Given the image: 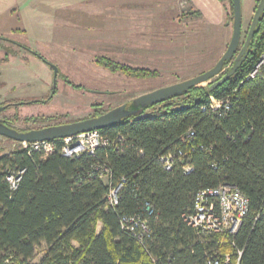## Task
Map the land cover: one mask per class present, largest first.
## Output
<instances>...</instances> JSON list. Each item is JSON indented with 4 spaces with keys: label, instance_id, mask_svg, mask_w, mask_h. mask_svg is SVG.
<instances>
[{
    "label": "trees",
    "instance_id": "obj_1",
    "mask_svg": "<svg viewBox=\"0 0 264 264\" xmlns=\"http://www.w3.org/2000/svg\"><path fill=\"white\" fill-rule=\"evenodd\" d=\"M259 25L227 83L193 88L100 130L108 144L94 154L68 158L59 149L45 157L19 143L0 156V264H34L43 247L36 264H264V71L248 78L264 51V17ZM98 62L111 72L157 76ZM211 96L228 97L229 112L212 110ZM169 154L176 159L167 170L161 159ZM104 167L108 183L99 177ZM21 171L13 189L8 177ZM221 185L249 199L236 235L202 233L187 221L198 192Z\"/></svg>",
    "mask_w": 264,
    "mask_h": 264
},
{
    "label": "rangeland",
    "instance_id": "obj_2",
    "mask_svg": "<svg viewBox=\"0 0 264 264\" xmlns=\"http://www.w3.org/2000/svg\"><path fill=\"white\" fill-rule=\"evenodd\" d=\"M74 1L65 5L62 0H0V37L25 47H16L18 57L12 59L0 40V104L18 99L15 102L23 105L0 115L10 118L19 132L80 121L91 117L94 104L103 103L105 108L126 105L146 93L195 78L216 65L232 38L230 0H219L225 21L221 26L197 13L179 17L178 6L163 2L133 0V5L132 0H88L91 4L85 5L82 0ZM259 1L242 0L241 43ZM93 9L99 16L87 17ZM84 10L86 15L78 17ZM6 56L12 60L5 65ZM103 59L156 71L157 76L111 72L98 62ZM232 66L200 87L212 86ZM53 67L58 69V92L50 102L38 103L35 100L53 88ZM105 90L113 94L96 92ZM18 145L0 136V156ZM44 252L45 247L37 251L34 264Z\"/></svg>",
    "mask_w": 264,
    "mask_h": 264
},
{
    "label": "built area",
    "instance_id": "obj_3",
    "mask_svg": "<svg viewBox=\"0 0 264 264\" xmlns=\"http://www.w3.org/2000/svg\"><path fill=\"white\" fill-rule=\"evenodd\" d=\"M255 69L249 74L248 78L253 79L261 75L264 71V51L261 53ZM210 108L215 111L229 112L231 108L230 100L217 99L214 96L210 97ZM191 132L189 136H192ZM24 149L29 152L43 153L45 157L53 155L59 149L63 156L71 158L78 157L82 153L94 154L95 151L108 144V140L100 130H93L76 136L66 137L55 141H42L34 143H20ZM175 155L169 154L161 159L167 170L173 168ZM192 167H186L185 173L193 172ZM21 171L18 175L8 177L13 189H16L17 184L21 180ZM99 177L108 183L110 178V170L106 167L101 170ZM123 188L120 184L117 188L111 190L109 200L116 204L118 202V193ZM249 211V199L236 186L221 185L214 189L199 191L193 212L187 218L191 226L198 229L202 233H222L227 231L229 235H236V230L242 225L244 218ZM260 215L264 216V203ZM241 254L239 253V257ZM227 255V261H230ZM218 264V262H214Z\"/></svg>",
    "mask_w": 264,
    "mask_h": 264
},
{
    "label": "water",
    "instance_id": "obj_4",
    "mask_svg": "<svg viewBox=\"0 0 264 264\" xmlns=\"http://www.w3.org/2000/svg\"><path fill=\"white\" fill-rule=\"evenodd\" d=\"M233 3V33L230 43L218 60L216 65L207 72L178 84L168 87L160 88L158 90L146 93L134 99L129 105L119 106L103 115L93 117L85 120L75 121L71 123H64L59 125L47 126L40 129H33L27 132H19L13 128L5 125L0 119V136L13 140L18 143H34L42 141H55L66 137L76 136L93 130H104L113 127L125 119L138 115L142 110H146L154 105L166 102L177 96H181L192 90L193 88L200 87V85L211 82V80L219 76L225 69V65L230 63L239 50L242 39L243 28V12L242 0H232ZM264 17V0H260L250 25V29L245 40V43L235 58L232 68H227V74L214 83L210 87V91L221 87L228 82L234 75L237 74L243 62L247 59L250 53V43L255 34L260 29V22ZM54 68V89L56 88V77L58 69ZM54 93V92H53ZM6 107L0 108V113Z\"/></svg>",
    "mask_w": 264,
    "mask_h": 264
},
{
    "label": "crops",
    "instance_id": "obj_5",
    "mask_svg": "<svg viewBox=\"0 0 264 264\" xmlns=\"http://www.w3.org/2000/svg\"><path fill=\"white\" fill-rule=\"evenodd\" d=\"M24 1L25 3H28V0H24ZM136 1H142V0H136ZM136 1L132 0L133 5L136 4ZM147 1L160 2V3L163 2V4L176 5V7L178 6L179 17L197 13L198 15H200L202 18H204L205 20H207L209 23L213 25L221 26L225 22L224 21V11H223L222 6L220 5L219 0H147ZM54 2H57V1H54ZM62 2L65 5L75 4L74 0H62ZM82 2L85 5L86 4L88 5V3H90L88 2V0H82ZM77 15L78 17H83L84 15H86V10H84L83 12ZM91 15L99 16V13L94 9L90 12V14H88V11H87V17H90Z\"/></svg>",
    "mask_w": 264,
    "mask_h": 264
},
{
    "label": "flooded vegetation",
    "instance_id": "obj_6",
    "mask_svg": "<svg viewBox=\"0 0 264 264\" xmlns=\"http://www.w3.org/2000/svg\"><path fill=\"white\" fill-rule=\"evenodd\" d=\"M253 19V18H252ZM252 22V21H251ZM250 25H251V23L249 24V26H248V28H247V30H246V32H245V34H244V40L242 41V43L240 44V47H239V50L237 51V53H236V55H235V58L239 55V53H240V51H241V49H242V47H243V45H244V43H245V40H246V38H247V35H248V32H249V29H250ZM242 31H243V29H242ZM0 40H2V41H4L5 43H6V45H5V47L3 48L4 50H8L9 52H10V54L12 55L11 57H12V59L13 58H17L18 57V50L16 49V47L18 48V47H20V48H22V49H25V47L22 45V44H20V43H18L17 41H15L14 39H8V38H4V37H0ZM0 47H2V46H0ZM30 53H32L33 55H35L36 57H39L40 59H42V60H44L43 58H42V56H40L38 53H36V52H34L33 50H31L30 48H26ZM0 50H2L1 48H0ZM11 58H9L8 56H6L5 57V59H4V61H5V63H3V64H8V63H10L11 62V60H12ZM3 61V62H4ZM46 62V61H45ZM48 65L50 66V67H52V65L51 64H49L48 63ZM57 78V77H56ZM52 85L54 86V82L52 83ZM54 92V93H53ZM57 92H58V89H57V85H56V88L54 89V87L53 88H51V92H48L45 96H43L42 98H40V99H36L35 101H37L38 103H48V102H50L53 98H54V96L57 94ZM92 92H94V91H92ZM98 94L99 93H101V94H113L112 92H111V90H109V91H96ZM95 92V93H96ZM96 93V94H97ZM11 101H13L12 103H8V102H4V104L2 103V104H0V108L1 107H6L1 113H5V112H8L10 109H13V108H15V109H18V108H20V107H22V106H19L20 105V102H15V101H18V99H10ZM36 102V103H37ZM130 104V103H129ZM129 104H127V105H129ZM105 104H103V103H97V104H94L93 106H95V107H93L92 108V111H93V113H92V115L91 116H93V115H98V116H100V115H103V114H105V113H107V112H109V111H111V110H113V109H115V108H117V107H119V106H116V107H106L105 108V106H104ZM0 113V114H1ZM15 115H18V112L16 111L15 112ZM97 116V117H98ZM2 116L0 115V119L2 120V122L5 124V125H7L8 127H10V128H13L14 129V127H13V125L11 124V122H12V120H10V118H5V117H2ZM1 137H3V136H1ZM5 138V137H4Z\"/></svg>",
    "mask_w": 264,
    "mask_h": 264
},
{
    "label": "bare ground",
    "instance_id": "obj_7",
    "mask_svg": "<svg viewBox=\"0 0 264 264\" xmlns=\"http://www.w3.org/2000/svg\"><path fill=\"white\" fill-rule=\"evenodd\" d=\"M234 60H235V58H234L230 63L226 64V65H225V68H226V66L230 65L231 63L234 64ZM243 63H244V62H243ZM224 70H225V69H224ZM222 73H223V72H222ZM222 73H221V74H222ZM221 74H220V75H221ZM226 74H227V72L225 73V75H226ZM220 75H219V76H220ZM225 75H224V76H225ZM224 76H223V77H224ZM223 77H222V78H223ZM222 78H221V79H222ZM226 83H227V82H226ZM263 217H264V216H263ZM244 219H245V218H244ZM242 224H243V223H242ZM241 226H242V225H241ZM241 226H239V227L237 228L236 233L239 231V229H240ZM222 233H227V231L222 232ZM236 233H235V234H236ZM218 264H219V263H218Z\"/></svg>",
    "mask_w": 264,
    "mask_h": 264
}]
</instances>
